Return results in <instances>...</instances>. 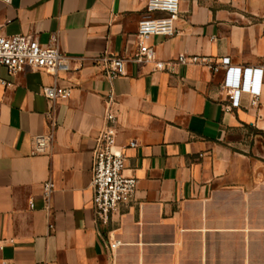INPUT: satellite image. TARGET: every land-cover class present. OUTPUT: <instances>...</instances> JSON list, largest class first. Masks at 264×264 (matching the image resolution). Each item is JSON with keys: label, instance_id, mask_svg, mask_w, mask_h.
<instances>
[{"label": "crops", "instance_id": "obj_1", "mask_svg": "<svg viewBox=\"0 0 264 264\" xmlns=\"http://www.w3.org/2000/svg\"><path fill=\"white\" fill-rule=\"evenodd\" d=\"M145 14L144 0H0L7 37L56 41L72 58L68 72L0 68V237L14 241L0 264H264V78L257 106L243 93L231 109L225 71L210 68L230 58L264 76V0H181L178 34L149 38L157 61L138 63ZM104 56L125 59L126 75L110 79ZM52 85L71 91L54 109ZM107 105L138 187L99 228L92 167ZM109 239L121 241L113 255Z\"/></svg>", "mask_w": 264, "mask_h": 264}, {"label": "built area", "instance_id": "obj_2", "mask_svg": "<svg viewBox=\"0 0 264 264\" xmlns=\"http://www.w3.org/2000/svg\"><path fill=\"white\" fill-rule=\"evenodd\" d=\"M9 2L10 0H5ZM181 0H144L146 14L138 26L139 51L134 61L138 63L156 62L155 49L148 45L151 37L161 36L175 37L178 34L177 23L180 17ZM71 57L63 54L56 41L44 46L37 39H31L25 35L7 37L0 25V68L4 67L10 74H15L25 68L39 71L68 72L71 70ZM107 76L115 79L126 75V60L119 57H101ZM198 58L188 59L181 56L178 63L200 62ZM212 64V63H211ZM161 69L166 65L158 63ZM211 70L225 71L224 87L230 91V107H240V98L243 93L252 96V105L257 106L263 85V70L234 68L230 65V58H223L219 63L210 65ZM5 85L6 82L0 80ZM43 96L52 104L53 109L58 103L67 101L71 97V91L60 89L56 85L45 86L42 89ZM51 125L55 127L52 113L49 115ZM104 128L97 140L93 154L92 167V191L93 210L95 222L100 228L111 221L112 215L121 206L129 205L135 199L138 187V179L125 174L127 159L124 147L118 144L119 117L118 114L107 105L104 115ZM54 138V132L35 137L33 142V154L47 152ZM137 143L130 142V148H136ZM55 192V184L52 180L43 185V200L47 208L50 207L52 196ZM33 207V203H31ZM2 243L13 244V240ZM121 246V241L115 239L104 240L105 250L111 255ZM9 264V263H3Z\"/></svg>", "mask_w": 264, "mask_h": 264}]
</instances>
